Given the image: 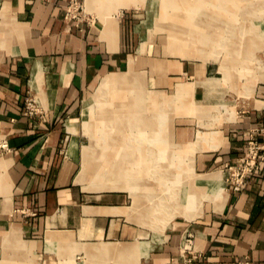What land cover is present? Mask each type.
Returning a JSON list of instances; mask_svg holds the SVG:
<instances>
[{
    "label": "crops",
    "instance_id": "1",
    "mask_svg": "<svg viewBox=\"0 0 264 264\" xmlns=\"http://www.w3.org/2000/svg\"><path fill=\"white\" fill-rule=\"evenodd\" d=\"M69 1L0 2V138H7L10 146L0 156V264L91 262L90 252L94 260L110 254L97 264H126L127 260L172 264L180 260L187 235L193 237L198 255L190 264H235L246 258L264 264V168L249 176L239 192L227 188L222 177V201L212 194L216 184L203 189L204 176L235 164L252 132L264 128V58L255 57L249 65L251 74L225 80L219 62L203 65L201 60L172 54L166 32L161 33V45L154 42L142 50L159 2L145 0L138 5L135 0V6L120 11L118 0H83L102 19L88 12L94 21L77 26L65 18ZM254 2L242 0V6ZM103 6L106 14H101ZM261 25L264 28V22ZM251 32L264 40V30ZM182 49L179 46L180 53ZM238 49L242 55L264 52V47L256 52ZM131 68L145 75L146 86L167 92L163 95L168 97L178 84L192 85L191 94L178 103L203 109V114L174 117L172 137L182 147L197 138L211 140L189 149L194 171L186 179H176L181 186L184 183V191L179 198L170 192L167 203L166 196L155 191H146V196L133 188L94 191L83 183L85 177L77 181L87 145L79 141V123L86 115L92 88L107 73ZM250 85L246 94L245 87ZM179 89L184 91L185 86ZM100 97L105 96L93 97L94 102ZM28 98L37 107L33 114L26 113ZM164 123L162 118V143L168 144L171 137L164 138ZM146 124L147 159L141 163L163 166L154 161L159 159L155 119L147 118ZM199 131L204 133L197 137ZM205 131L214 132L206 136ZM123 148L134 150L135 146L111 149ZM145 199L148 206L142 204ZM183 207L186 219H198L189 225L171 223L161 239L140 224L146 223L140 218L143 213L148 220L163 209ZM139 243L146 254L143 250L138 255Z\"/></svg>",
    "mask_w": 264,
    "mask_h": 264
},
{
    "label": "rangeland",
    "instance_id": "2",
    "mask_svg": "<svg viewBox=\"0 0 264 264\" xmlns=\"http://www.w3.org/2000/svg\"><path fill=\"white\" fill-rule=\"evenodd\" d=\"M81 1L86 10L85 12H90L84 5L83 0ZM142 1L145 0H139L138 5L142 3ZM172 1L173 0H155V2H159L161 5L154 8L156 17L153 26L150 29L148 38L142 44V50H144L148 44L150 45L154 42L161 45L163 40L161 38V33L166 32L169 34L168 48L172 54L186 59L201 60L203 65L211 61L219 62L220 70L223 72L225 80L235 76L242 77L247 74H251L252 68H250L249 65L255 61V57L259 59L264 58V52L262 51H259L256 55L255 53L251 55H242L240 53L241 49H238L239 47H243L244 50L250 49L256 52L257 49L264 47V40L261 41L258 36L251 32L254 31L255 33H261V31L264 30L261 25V22H264V0H256L252 5L247 6H242V0H185L188 2L187 4H194L196 2L199 12L205 11V13H207L206 16H201L200 14L193 16L190 14L192 12V8L189 9L191 11L188 12L187 10L178 7L177 4L174 5L176 6L174 7L172 4H170ZM122 8L127 7L122 6L119 8L120 11ZM117 11L118 9L115 12ZM226 11L228 13H225ZM115 12H113V14ZM90 13L101 18L97 13ZM171 18H173L175 21V26L169 21ZM182 21L184 24H182ZM255 21H259V23H256ZM179 23L182 24L180 26L186 24V26L189 27L188 32L183 31V33H179V30H177L179 29ZM194 25L196 29H190V27ZM142 26H145V22L143 25L139 26L140 30L142 29ZM210 35H212V37H210ZM179 46H183V52L181 53L179 52ZM230 46H232L231 49H229ZM233 49L238 52H230ZM248 68L249 70H245ZM136 76H139L140 80H137L135 78ZM108 77L110 79H114L115 89L110 90L107 93V96L106 94L103 95L105 96L104 98L100 97L97 102H94V98L96 99L97 97L101 96V90L104 89V83ZM181 86H185L184 91H179ZM250 87L251 85L245 87L246 94H248L250 91ZM92 89L93 90L88 101L89 105H87L86 115L80 119L79 123V141L87 145L83 146L81 168L78 173V175H80L77 178V181H82L85 177L86 179L83 183H85L88 188L94 191L130 190L133 188L139 190L141 196H146V191H155L160 196H166L165 201L167 203L170 198V196H168L169 193H173L172 187L175 189L178 186H181L180 183L175 182L176 179H181L183 177L185 178V176H188L189 173L194 171V167L192 166L193 162L191 161L193 155H191L189 149L192 147L195 148L196 144H204L206 141L211 140L210 138H206V140L200 141L199 138H197L195 141H191L190 145H188L189 148L187 146L182 147L177 141L173 140V120L176 115H182V113L203 114V109L195 106L192 103H183V101H181V104L178 103V101L187 98V96L191 94L193 89L192 85L180 83L172 92V97H168L163 95L167 92L164 93L162 90H157L153 87L146 86L145 75H142L140 72L134 71L131 68L130 70L124 72L107 73L102 77L101 81L100 78L97 80L95 86ZM143 93H148L150 95V100H145L144 97V102H136L137 106L135 108L137 109H135L133 114H129V118L133 120V124L135 123L133 129L126 126L128 124V115L126 113L121 117L120 113L115 112V114H113V121L108 120V117L112 116L110 113L113 111V109H115L114 107H120L122 98L127 95H132V97H135V100L136 98L141 100L138 95ZM147 118L155 119L156 129L154 138L156 142V149L158 148L155 153L158 155L159 159H154V161L161 162L163 166H137L135 163L132 165L117 166L116 164L118 163L131 162V157H125L127 154H133L135 157L134 159H147V152L145 150L147 143H149L147 140V129H145V126L144 129L138 128V126H136L138 123L142 124L144 121L146 122ZM162 118L163 122H165L164 125H167V135H164V138L165 136L171 137V143L169 142L168 144L162 143V133L165 131V126L161 125ZM171 120L172 123L170 128L168 123ZM122 122H124L123 125L127 128H124V126L120 127ZM158 122H160L159 127L157 126ZM212 132L214 131H205L207 134L206 136L210 135ZM201 133H204V131H199L197 137H199ZM127 140H129V142ZM115 145L117 148H120V146L129 148L131 145L135 146V149L130 150L123 148L121 150H112L111 148H114ZM185 148L187 149L185 150ZM103 154H108L110 160L101 158ZM88 155H95V157H97V159L93 160L91 158V162L93 161L95 164L94 166H91V168L89 165H87V160L89 157ZM114 155L115 158H118L113 159ZM124 168L128 170V174L126 175L121 174V171ZM105 171L109 172L110 174H112V172L114 173L112 174V177H110L111 179L121 178L123 182H112L109 180L110 178L108 179L106 176L104 177ZM216 171L217 172H213L208 176L206 175V177L204 176L203 189H206V184L210 185L214 183L216 185L213 190L215 191V189L219 187L222 189V193L224 194L225 188L222 186L221 177H223L224 182H227L228 174L225 170L220 169ZM215 176L217 178H221L220 182L214 181L216 178ZM190 183L192 184V180ZM183 185L184 183H182V186L180 187V196L184 191ZM170 186L172 188L171 191L169 188ZM160 201V199L156 200V203ZM207 203L208 202H205L206 205ZM142 204H146V206H148L146 199L145 201L143 200ZM146 209L147 207H145L144 210ZM183 210H185L184 207L174 210L166 208L155 216H149L150 218H148V220H145V214L143 213L140 215V218H142L146 223L140 224L152 229L159 235V239H161L165 230L169 228L171 223L173 224L175 221H181L188 223L189 225L191 222H194L193 220L196 221V219H198H186L183 216ZM192 239L193 237L189 235L185 237L183 249L188 248L187 245L189 244V240ZM192 249H194L193 246L191 247V250ZM78 250L81 251V247ZM82 250L86 252L85 249ZM143 250L145 254L148 252L146 248H144L142 244L139 243L138 255L142 254L141 252ZM87 254L92 256L91 262H83L78 259V261H81V263L72 262L71 264H97L98 261L108 260V257L110 256V254H104L100 258L94 260L95 254L93 252ZM111 255L115 256V254ZM186 255L187 257H190L192 254L186 253ZM125 262L126 264H136L130 260Z\"/></svg>",
    "mask_w": 264,
    "mask_h": 264
},
{
    "label": "built area",
    "instance_id": "3",
    "mask_svg": "<svg viewBox=\"0 0 264 264\" xmlns=\"http://www.w3.org/2000/svg\"><path fill=\"white\" fill-rule=\"evenodd\" d=\"M85 11L81 0H70L66 9L65 18L68 21L75 22L77 26H80L83 22H93V16ZM34 112H36L35 102L32 98H28L26 101V113L33 114ZM259 135L261 139H259ZM9 151L10 146L7 138H0V156H3ZM261 168H264V128L252 132L243 155L235 164L227 166V170L230 171L229 177L227 178V188H231L234 192L243 190L248 182L249 176ZM191 245L192 242L189 240L188 248L183 249L180 260H174L172 264H190L194 259L198 258L195 250H191ZM186 253H191L192 255L187 257ZM235 264L256 263L246 258Z\"/></svg>",
    "mask_w": 264,
    "mask_h": 264
},
{
    "label": "bare ground",
    "instance_id": "4",
    "mask_svg": "<svg viewBox=\"0 0 264 264\" xmlns=\"http://www.w3.org/2000/svg\"><path fill=\"white\" fill-rule=\"evenodd\" d=\"M90 1V0H89ZM254 1H256V0H254ZM188 2H186L185 0L184 1H181V0H173L170 4H172L173 6L174 5H176L177 4V6L178 7H180L181 9H185V10H187L188 12H190L191 10H192V12L190 13L191 15H193V16H195L196 14L198 15V14H200L201 16H206L207 15V13H205V11H202V12H199V10H198V8H197V4H196V2L194 3V4H187ZM247 3H249V2H247ZM118 4L119 5H122V6H125V7H127V6H129L130 4H132V5H136V1L135 0H118ZM246 4V3H245ZM105 5V4H104ZM192 6V7H191ZM174 7H176V6H174ZM192 8V9H191ZM189 9H191V10H189ZM108 9L105 7V6H103L102 7V9H101V14H106L108 11H107ZM179 10V9H178ZM99 13V12H98ZM225 13H228L227 11L225 12ZM98 15H100V14H98ZM174 15H180V14H174ZM173 15V16H174ZM101 16V15H100ZM209 18V17H208ZM210 19V18H209ZM203 20H204V18H203ZM169 21L171 22V24L173 25L174 23H175V21L173 20V18H171V19H169ZM200 21H201V19H200ZM217 21V20H216ZM183 22V21H182ZM215 22V21H214ZM169 24V23H168ZM182 24H184V22L182 23ZM182 24H180L179 23V29H177V30H179V33H183V31H186V32H188V26H186V24L185 25H183V26H180V25H182ZM178 25V24H177ZM174 26H175V24H174ZM190 29H196L195 28V25L194 26H192V27H190ZM189 29V30H190ZM200 30V29H199ZM203 30V29H202ZM206 30V29H205ZM172 32V31H171ZM171 32H170V34H171ZM169 35V34H168ZM172 36V35H171ZM178 36V35H177ZM201 36V35H200ZM173 37V36H172ZM143 46V45H142ZM116 78V77H115ZM137 80H140V77L139 76H136L135 77ZM134 78V79H135ZM135 79V80H136ZM116 80V79H115ZM135 83V82H134ZM136 84V83H135ZM130 85V84H129ZM115 89V87H114V79H110L109 77H108V79H106L105 80V83H104V89H102L101 90V96H103V95H105L106 94V96H107V93L110 91V90H114ZM121 89V88H120ZM119 91V90H118ZM117 91V92H118ZM122 92V91H121ZM130 93V92H129ZM113 95H115V94H113ZM113 95H111V96H113ZM97 96V95H96ZM132 95H127V98L128 99H126V101L124 102V103H122L121 105H120V107H117V109H113V111H111V113L110 114H112V116H110V117H108V120H112L113 121V118H114V115L113 114H115V112H118V113H120V116L122 117L125 113L128 115V124L126 125L127 127H131V126H133L134 124H133V120H131V118H129V116L131 115V114H133L134 113V111H135V109H137V108H135L136 106H137V104H136V102H139L140 100L139 99H134L135 97H131ZM150 95L148 94V93H143V94H141V95H138V97L141 99V101L142 102H144V97H145V100H148V98L147 97H149ZM147 98V99H146ZM89 105V104H88ZM159 110V109H158ZM109 114V115H110ZM130 114V115H129ZM135 115V114H134ZM142 115V114H141ZM117 116V115H116ZM134 119V118H133ZM144 119H145V117H144ZM133 124V125H132ZM144 126H145V129H147V124H146V122L144 121V125H138V128H141V129H144ZM120 127H121V125H120ZM150 127H151V125H150ZM124 128H125V126H124ZM133 129V128H132ZM125 131V130H124ZM122 132V131H121ZM120 135V134H119ZM118 137V136H117ZM128 142H129V140H127ZM111 148V147H110ZM106 149V148H105ZM116 153V152H115ZM126 154V153H125ZM89 156V155H88ZM93 156V157H92ZM124 157V156H123ZM126 158H129V157H131L132 159H134L135 157H134V155L132 154V155H129V154H127L126 156H125ZM90 158V159H89ZM91 158H92V160L93 159H97V157H95V155H91V156H89L88 157V160H87V165H89V167L91 168V166H94L95 164H94V162L92 161L91 162ZM101 158H103V159H106V160H110V157H109V155L108 154H103L102 156H101ZM116 158H118V157H116ZM115 158V155H114V157H113V159H116ZM147 158V157H146ZM131 159V162H127V163H118V164H116L117 166H124V165H132L133 163L132 162H135V165H137V166H141L142 165V161L141 160H144V162H145V160L146 159H144V158H140V159H134V160H132ZM95 161V160H94ZM140 161V162H139ZM104 163V162H103ZM102 163V164H103ZM132 163V164H131ZM98 165H101V164H98ZM97 165V166H98ZM123 168V167H122ZM86 170V169H85ZM132 171V170H131ZM226 172H227V174H228V177H229V173H230V171L229 170H225ZM116 172V171H115ZM130 173V172H129ZM112 174H114L113 172H112ZM112 174H110L109 172H107V171H105L104 172V177L106 176L108 179L110 178V177H112ZM121 174L122 175H126V174H128V170L127 169H122V171H121ZM218 175V174H217ZM216 177V176H215ZM222 178V177H221ZM221 178H215V180L214 181H216V182H220V180H221ZM114 179V178H113ZM109 179V180H111L112 182L114 181V182H123V180L121 179V178H117V179ZM116 180V181H115ZM218 185H220V184H218ZM217 185V186H218ZM221 187V186H220ZM138 189V188H137ZM180 190H181V188L178 186L177 188H175V189H173V193H172V195H173V197H175V198H179L180 197ZM203 191V190H202ZM134 193H135V195H137L136 194V191H134ZM212 194H214V196L216 197V198H218V199H220V201H222V199L224 198V196H225V193L223 194L222 193V189L221 188H217V189H215V191L212 193ZM141 195V194H140ZM146 195V194H145Z\"/></svg>",
    "mask_w": 264,
    "mask_h": 264
},
{
    "label": "water",
    "instance_id": "5",
    "mask_svg": "<svg viewBox=\"0 0 264 264\" xmlns=\"http://www.w3.org/2000/svg\"><path fill=\"white\" fill-rule=\"evenodd\" d=\"M0 2H1V0H0Z\"/></svg>",
    "mask_w": 264,
    "mask_h": 264
}]
</instances>
